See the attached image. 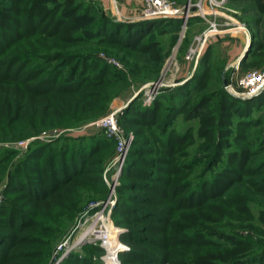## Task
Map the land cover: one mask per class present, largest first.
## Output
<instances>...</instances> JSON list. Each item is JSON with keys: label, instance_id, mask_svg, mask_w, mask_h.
<instances>
[{"label": "trees", "instance_id": "obj_1", "mask_svg": "<svg viewBox=\"0 0 264 264\" xmlns=\"http://www.w3.org/2000/svg\"><path fill=\"white\" fill-rule=\"evenodd\" d=\"M229 1L251 2L264 15V0ZM169 21L182 22H122L94 1L0 0V140L105 114L113 89L128 80L99 53L120 58L135 80L157 76L167 52L151 35ZM262 51L253 33L241 63ZM209 61L208 48L202 64ZM207 64L193 78L199 84L208 78ZM214 97L189 107L166 106L161 97L146 106L138 96L123 109L120 122L136 128V139L112 211L130 247L120 254L122 264H264V134L252 136L261 121L250 116L264 104V92L246 100L221 90L219 125L199 129L204 142L192 152L194 127L180 131L174 122L180 114L200 116ZM102 137L36 141L16 160L0 204V264H48L70 221L89 200L106 195L104 160L114 144ZM6 151L4 170L17 154ZM102 252L87 243L83 254L72 252L60 264H100L94 255Z\"/></svg>", "mask_w": 264, "mask_h": 264}, {"label": "rangeland", "instance_id": "obj_2", "mask_svg": "<svg viewBox=\"0 0 264 264\" xmlns=\"http://www.w3.org/2000/svg\"><path fill=\"white\" fill-rule=\"evenodd\" d=\"M84 1H94L96 5H99L100 8L102 7L103 12L107 16L127 23L140 21L135 18L138 16V11L142 8L144 2V0ZM173 1L184 7L185 10L190 8L192 15L189 17L184 29V22L181 19V24L169 21L163 27H160L162 30L157 28L153 31L151 36L161 40L163 51L167 52V57L157 76L153 75L152 78L141 81L135 80L129 74L130 69L128 66L120 58L101 51L99 53L100 58L113 65L117 70L125 73L127 76L126 80H128L126 83L127 86L124 89L120 91L113 89V93L116 94L112 96L110 107L105 114L99 118L81 122L69 128H50L24 138L0 140V153L2 156L6 154V150L13 149L17 151V154L10 157L9 161L6 162L5 170L3 167H0V188L3 191L9 180V172L17 162L16 160L26 154V151L33 142H50L62 136L71 137V142L73 143L79 142L82 138H85V141L89 142L90 137L98 134L101 137L105 136L114 144L111 154L104 160L103 180L106 186V195L89 200L84 208L70 221L64 233L55 242L48 264H60L72 252H81L83 254V246L87 243L98 244L104 249V252L100 255H94V259L101 261L100 264L106 263L107 250L102 245L101 240L97 239L92 242L88 241L89 238L86 235L81 236L86 229L87 234H93L90 232L91 224L95 219L94 216L97 211H104L106 214L110 211V220L121 231L119 233V240L126 246V249L124 248L118 252L117 257L120 264H122L120 254L130 248L120 238L125 229L115 223L112 217V211L118 198V187L122 182L123 168L136 139V128L129 124H122L120 122L122 112L118 115L119 128L129 141L126 154L120 156L116 146V139L108 137L102 128L93 125L94 122L115 109L122 108L121 110L123 111L131 102L130 100L138 96H140V99L146 106H150L158 97H161L166 106L177 102H186L189 107L197 104L207 94L216 96L202 108L200 116L194 117L193 119H186L184 114H180L174 122L173 127H176L180 131L186 130L189 126L194 127L193 133L196 139L189 146V149L194 152L204 142L203 138H198V130H202L205 126H213L216 128L219 125L220 119L218 120V118L222 115L219 110V93L221 90L228 91L233 96L246 100L255 98L264 92L263 90L256 96L242 98L234 95L227 87L233 72L237 75V73L242 74L250 69L264 68V51L257 53L255 56L248 57L244 64L240 62V57L248 42L252 39L253 33L257 34V38L264 42V15H259L255 11L253 3L229 0L221 1V4H212L210 0ZM199 3L202 9L198 5ZM214 21L219 30H222L221 33L209 40L197 64L194 61H187V52L192 43H194L195 38L206 31L210 27V23ZM252 26L255 27L252 28ZM208 48L210 50V61L208 64L206 63L208 65L206 68L208 78L205 84H199L193 78L198 72L205 71L206 64H202V59ZM237 66L238 69L236 70L235 68ZM189 83L191 84L188 85ZM151 91L155 94V98L151 103L145 104L144 99L147 98ZM187 92L189 94H186ZM189 95L191 96L190 98ZM250 116L261 121L259 126L252 129V136L255 137L256 131L264 134V104L261 107L253 109ZM210 118H212L211 121H209ZM234 122L236 124V119ZM234 130L236 131V129ZM121 158H124L122 166L120 165ZM259 159L260 161L264 160V152ZM2 171L3 173L1 174ZM93 194L97 196L98 193L94 191ZM6 200L5 196L3 202L0 204H3ZM110 201H114L113 204ZM253 207L257 210V206L253 205ZM62 244L65 245L60 248Z\"/></svg>", "mask_w": 264, "mask_h": 264}, {"label": "built area", "instance_id": "obj_3", "mask_svg": "<svg viewBox=\"0 0 264 264\" xmlns=\"http://www.w3.org/2000/svg\"><path fill=\"white\" fill-rule=\"evenodd\" d=\"M221 1L223 2L224 0H210L212 4H221ZM198 5L202 9L201 4L199 3ZM191 15L192 14L190 8L185 10L184 7L177 4L173 0H144L143 6L138 11V16L135 19L141 21L159 18H179L183 19L184 29ZM221 31L222 30H219L215 21L211 22L210 27L195 38L194 43H192L191 47L187 52L186 60L189 62L194 61V63L197 64L209 40H211L215 35L221 33ZM235 69L237 70L238 66ZM234 73L235 72H233L230 78V82L227 84L229 91L234 93V95H237L242 98H247L256 96L264 90V68L250 69L246 72H243L242 74L237 73V75ZM154 98L155 94L151 91L147 98L144 99V103L149 104L154 100ZM121 109L122 108L113 110L111 113L94 122L93 125L102 128L104 132L108 135V137L115 138L117 142L116 146L118 148V154L120 156H124L128 150L129 141L126 136H124V134L121 132V129L118 125V115L122 112ZM123 161L124 158H121V166L123 165ZM4 197V191L2 190V188H0V203L3 202ZM110 202L113 204L114 201ZM109 213L110 211L108 212V214H106L104 211H97L94 216L95 219L91 224V226H95L93 228L95 229L93 230V234L95 235V237L101 240L102 245L105 248L106 245L109 244L107 239L108 232L110 231V229H113L115 231V237L117 241L121 243L119 240V233L121 231L110 220ZM96 219L97 221L95 222ZM64 245L65 244H62L60 248H62ZM122 246L123 248H121V250L124 248L126 249V246L124 244H122Z\"/></svg>", "mask_w": 264, "mask_h": 264}, {"label": "bare ground", "instance_id": "obj_4", "mask_svg": "<svg viewBox=\"0 0 264 264\" xmlns=\"http://www.w3.org/2000/svg\"><path fill=\"white\" fill-rule=\"evenodd\" d=\"M96 221L97 219L95 220V222ZM94 227H95L94 225L91 226V230H90L91 233H93V230H95L93 229ZM86 230L83 232L81 236L92 235L95 237L94 234H87ZM107 240L109 244L106 245V248H107L106 264H119L117 253L121 250V248H123V246L121 243L117 241L115 237V231L113 229H110V231L108 232Z\"/></svg>", "mask_w": 264, "mask_h": 264}, {"label": "water", "instance_id": "obj_5", "mask_svg": "<svg viewBox=\"0 0 264 264\" xmlns=\"http://www.w3.org/2000/svg\"><path fill=\"white\" fill-rule=\"evenodd\" d=\"M251 41H252V39L248 42L246 48L244 49L243 54L240 57V62H242V60L246 57V55H247V53H248V51L250 49V46H251ZM134 98H132L130 101H132ZM87 238H89L88 241H92V242H94V241H96L98 239L97 237H94V236H91V235L90 236L87 235Z\"/></svg>", "mask_w": 264, "mask_h": 264}]
</instances>
